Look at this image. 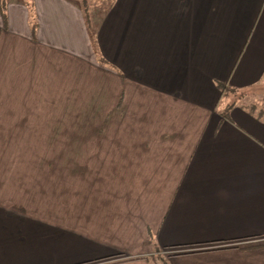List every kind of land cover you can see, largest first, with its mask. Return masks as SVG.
<instances>
[{"label":"crops","instance_id":"0c3cea01","mask_svg":"<svg viewBox=\"0 0 264 264\" xmlns=\"http://www.w3.org/2000/svg\"><path fill=\"white\" fill-rule=\"evenodd\" d=\"M90 1L0 0V264H264V0Z\"/></svg>","mask_w":264,"mask_h":264},{"label":"rangeland","instance_id":"374dc122","mask_svg":"<svg viewBox=\"0 0 264 264\" xmlns=\"http://www.w3.org/2000/svg\"><path fill=\"white\" fill-rule=\"evenodd\" d=\"M3 1L4 2H9V3H18V2H22L24 0H3ZM79 1L82 3L83 0H79ZM89 2L91 3L90 0H89ZM94 7L96 9H100V5L98 6V4H96ZM90 8H92V7L90 6ZM91 11H92V9H91ZM253 94H255V93H253ZM247 96H249V98H248L249 101H252L253 100L255 103H258V102H261V104L264 103V92L262 94H260L259 96H257L256 94L254 96H252V94H251V96L248 94ZM250 97L253 98V99H251ZM55 118L58 121H56V125H53L52 126V131L49 133L50 134V140H51V137H52L53 144L56 143V142H59L60 136H61V132L59 131V125H60L59 118H57V117H55ZM71 122L72 121H69V119H68V125H69V127L71 125ZM91 122H92V120L90 122H88V123H91ZM53 123H55V122H53ZM67 134H68V140H70L71 138H75V136L71 137V134H74L73 132H68ZM51 151H52V154H59L60 148L58 146L57 147L56 146L55 147L53 146Z\"/></svg>","mask_w":264,"mask_h":264}]
</instances>
